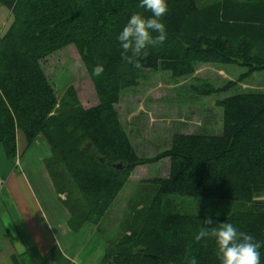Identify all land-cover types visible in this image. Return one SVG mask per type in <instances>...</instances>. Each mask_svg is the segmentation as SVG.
Instances as JSON below:
<instances>
[{"label": "trees", "instance_id": "1", "mask_svg": "<svg viewBox=\"0 0 264 264\" xmlns=\"http://www.w3.org/2000/svg\"><path fill=\"white\" fill-rule=\"evenodd\" d=\"M12 16L0 34V145L6 157L15 151L20 130L28 145L41 136L51 156L45 160L54 189L64 190L60 168L74 183L82 203L77 210L63 201L68 225H97L140 165L168 159L166 176L150 179L153 195L141 207L132 205L134 228L107 244L101 264H220L213 238L194 239L204 214L161 210L166 195L235 201L241 209L208 215L232 223L261 244L264 264V93L234 92L215 101L220 133H175L167 148L152 157L136 154L115 109L124 90L137 85L142 70L166 71L173 78L193 73L199 63L234 64L244 68L238 79L264 70V0H167L163 17L167 39L149 48L142 67L121 58L119 33L134 13L150 17L140 0H0ZM156 33H153L155 36ZM72 45L91 82L97 102L78 104L72 87L59 103L41 61ZM97 64L103 73L93 75ZM201 83L199 95L233 87ZM136 226V227H135ZM11 264H76L57 246L40 254L30 246L10 256Z\"/></svg>", "mask_w": 264, "mask_h": 264}, {"label": "rangeland", "instance_id": "2", "mask_svg": "<svg viewBox=\"0 0 264 264\" xmlns=\"http://www.w3.org/2000/svg\"><path fill=\"white\" fill-rule=\"evenodd\" d=\"M213 1L216 0H196V3L202 6ZM11 18L10 11L0 3V34L5 31ZM41 67L52 84L58 103L61 98H65V91L69 87L73 88L80 106L86 108L97 102L86 70L72 45L48 55L41 61ZM243 71V67L234 64L219 65L207 62L196 64L192 74L180 78H173L166 71L142 70L137 85L124 90L115 105L120 125L136 154L143 157L154 156L168 147L171 136L175 133L219 134L221 112L215 105L217 99L241 91L264 93V70L238 79ZM227 81H234V85L225 92L205 96L194 90V87H199L201 83L221 87ZM16 132V147H29L22 132ZM0 151L6 157L1 145ZM6 158L11 165L16 163L15 159L11 161ZM167 171V158L136 166L131 171L124 186L97 225L88 222L81 231L74 232L79 245L87 235L92 234L80 251L78 261L91 256L86 264H101L104 247L120 240L123 234L128 235L129 229L134 228L131 206L141 207L150 201L154 191L153 185L149 183L150 179L164 177ZM55 173L56 177L59 173L61 181L64 180L60 182L64 190L60 193L63 201L71 209L77 210L82 199L74 183L64 170L58 168ZM257 199H264V193ZM160 206L161 210L168 213L204 215H222L242 208V205L235 201L180 195L161 197Z\"/></svg>", "mask_w": 264, "mask_h": 264}, {"label": "crops", "instance_id": "3", "mask_svg": "<svg viewBox=\"0 0 264 264\" xmlns=\"http://www.w3.org/2000/svg\"><path fill=\"white\" fill-rule=\"evenodd\" d=\"M40 137L35 136L24 149L15 145L11 158L15 159L14 165L0 153V264H11V255L30 246L44 254L54 245L70 261L86 264L91 256L81 262L78 258L92 234L79 245L74 232L81 231L88 222L78 230L68 225L69 213L45 165L51 151Z\"/></svg>", "mask_w": 264, "mask_h": 264}, {"label": "clouds", "instance_id": "4", "mask_svg": "<svg viewBox=\"0 0 264 264\" xmlns=\"http://www.w3.org/2000/svg\"><path fill=\"white\" fill-rule=\"evenodd\" d=\"M139 7L152 15L146 18L141 13L132 14L117 37L122 60L134 68L142 67L141 60L147 59L150 47L157 48L167 39L163 22L168 12L167 0H140ZM153 33L156 35L153 36ZM103 71L104 66L97 64L93 68V75L99 77ZM201 222L203 227L194 239L201 242L205 238H213L220 264H260L261 244L252 235L238 231L232 223L217 222L207 214ZM189 264H197V260L192 257Z\"/></svg>", "mask_w": 264, "mask_h": 264}, {"label": "built area", "instance_id": "5", "mask_svg": "<svg viewBox=\"0 0 264 264\" xmlns=\"http://www.w3.org/2000/svg\"><path fill=\"white\" fill-rule=\"evenodd\" d=\"M0 183H1V180H0Z\"/></svg>", "mask_w": 264, "mask_h": 264}]
</instances>
